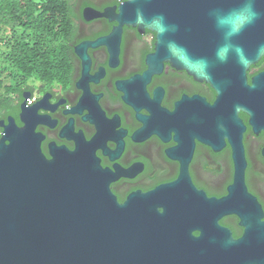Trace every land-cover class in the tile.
I'll return each instance as SVG.
<instances>
[{
  "label": "water",
  "instance_id": "obj_1",
  "mask_svg": "<svg viewBox=\"0 0 264 264\" xmlns=\"http://www.w3.org/2000/svg\"><path fill=\"white\" fill-rule=\"evenodd\" d=\"M82 16L116 23L94 45L113 36L118 42L122 26L153 32L147 74L169 62L206 81L216 92L213 117L227 114L236 123V102L264 94L257 77L250 86L246 78L264 56V0H123L102 13L85 8ZM8 122H0V264H264V254H253L264 251V216L243 185L242 168L217 204L221 215L238 218L242 236L234 239L212 219L193 237L157 215L146 196L118 204L90 142L73 151L58 147L47 160L32 129L13 131Z\"/></svg>",
  "mask_w": 264,
  "mask_h": 264
},
{
  "label": "flooded vegetation",
  "instance_id": "obj_2",
  "mask_svg": "<svg viewBox=\"0 0 264 264\" xmlns=\"http://www.w3.org/2000/svg\"><path fill=\"white\" fill-rule=\"evenodd\" d=\"M121 2L75 0L68 82L32 84L34 90L4 103L0 122L12 120L13 131L32 129L47 160L58 147L73 151L81 140L90 142L118 204L146 196L157 215L193 237L216 219L237 240L243 234L238 218L221 215L217 204L242 168L243 185L264 216V94L253 102H236V123L227 114L213 117L216 92L206 81L169 62L147 74V58L155 51L153 32L122 26L119 36L114 31L118 42L113 36L108 45H94L116 23L84 20L83 10L102 13ZM78 46L85 60L76 53ZM255 77L264 88V56L247 69V86Z\"/></svg>",
  "mask_w": 264,
  "mask_h": 264
},
{
  "label": "trees",
  "instance_id": "obj_3",
  "mask_svg": "<svg viewBox=\"0 0 264 264\" xmlns=\"http://www.w3.org/2000/svg\"><path fill=\"white\" fill-rule=\"evenodd\" d=\"M75 0H0V116L24 90L68 82Z\"/></svg>",
  "mask_w": 264,
  "mask_h": 264
},
{
  "label": "clouds",
  "instance_id": "obj_4",
  "mask_svg": "<svg viewBox=\"0 0 264 264\" xmlns=\"http://www.w3.org/2000/svg\"><path fill=\"white\" fill-rule=\"evenodd\" d=\"M142 18V14H140V13H138V17H137V19H141ZM160 20L162 21L163 20V18L162 17H160ZM161 30H162V32H164V33H166L167 32V27L165 26V25H161ZM232 35H234L235 33H231ZM173 46V44H169L167 47L169 48V49H171V47Z\"/></svg>",
  "mask_w": 264,
  "mask_h": 264
},
{
  "label": "built area",
  "instance_id": "obj_5",
  "mask_svg": "<svg viewBox=\"0 0 264 264\" xmlns=\"http://www.w3.org/2000/svg\"><path fill=\"white\" fill-rule=\"evenodd\" d=\"M118 1H123V0H118ZM33 99L31 98L30 100H28L27 103H30Z\"/></svg>",
  "mask_w": 264,
  "mask_h": 264
},
{
  "label": "rangeland",
  "instance_id": "obj_6",
  "mask_svg": "<svg viewBox=\"0 0 264 264\" xmlns=\"http://www.w3.org/2000/svg\"><path fill=\"white\" fill-rule=\"evenodd\" d=\"M34 84H36V83H34Z\"/></svg>",
  "mask_w": 264,
  "mask_h": 264
}]
</instances>
